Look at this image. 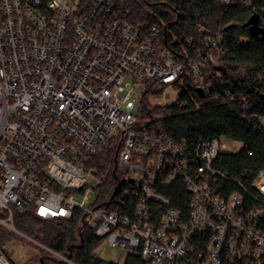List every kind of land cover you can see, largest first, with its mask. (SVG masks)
Masks as SVG:
<instances>
[{"label": "built area", "instance_id": "built-area-1", "mask_svg": "<svg viewBox=\"0 0 264 264\" xmlns=\"http://www.w3.org/2000/svg\"><path fill=\"white\" fill-rule=\"evenodd\" d=\"M224 39L210 36L203 54L179 61L158 25L117 13L111 0H0V227L62 264L78 263L19 231L15 211L76 217L106 263L264 264V171L254 193L222 192L213 163L228 152L223 138L191 147L139 120L142 96L181 76L208 96ZM115 145L120 178L102 196L96 160ZM0 264H13L1 246Z\"/></svg>", "mask_w": 264, "mask_h": 264}, {"label": "trees", "instance_id": "trees-1", "mask_svg": "<svg viewBox=\"0 0 264 264\" xmlns=\"http://www.w3.org/2000/svg\"><path fill=\"white\" fill-rule=\"evenodd\" d=\"M111 1L117 13L130 9L131 18L141 25H158L164 45L179 61H194L205 52L210 36L224 34L223 46L215 54L219 73L209 77L212 87L208 96H201L194 79L181 76L175 84L179 89L176 103L150 106L146 96L159 92L149 89L140 101L139 120L148 130L165 133L177 141L185 140L191 147L212 138L241 143L236 152L220 153L213 167L225 175L218 182L222 192L241 191L243 186L254 193L252 183L264 171V0L229 8L217 0ZM253 17L257 18L258 31L252 30ZM197 25L207 32H199ZM117 150L116 145L110 146L96 160L104 178L102 196L112 195V188L120 178ZM181 199L175 197L173 205L179 206ZM14 225L28 237L78 264H112L94 254L100 241L76 217L43 220L15 211ZM16 238L0 227V246ZM43 257L40 256L41 260ZM124 264L144 263L130 256Z\"/></svg>", "mask_w": 264, "mask_h": 264}, {"label": "rangeland", "instance_id": "rangeland-1", "mask_svg": "<svg viewBox=\"0 0 264 264\" xmlns=\"http://www.w3.org/2000/svg\"><path fill=\"white\" fill-rule=\"evenodd\" d=\"M257 28V26H253ZM179 94V89L176 87H163L162 91L155 94H148L146 100L150 106H166L175 104ZM264 124V121H263ZM225 144V150L230 152H236L242 144L239 142L230 141L223 138L222 141ZM80 201L81 197L77 196ZM3 254L13 264H59L57 260L51 255V253L45 252L42 247L37 245L34 241L17 237L12 242L1 245ZM43 255L41 260L40 255ZM100 256H104L107 260H114L110 255V251L106 246L100 248Z\"/></svg>", "mask_w": 264, "mask_h": 264}, {"label": "water", "instance_id": "water-1", "mask_svg": "<svg viewBox=\"0 0 264 264\" xmlns=\"http://www.w3.org/2000/svg\"><path fill=\"white\" fill-rule=\"evenodd\" d=\"M250 23H252L253 24V26L255 25V26H257V18L256 17H253L251 20H250ZM252 30L253 31H258V29L256 28H253L252 27ZM263 33H264V29H263ZM221 71H223V69L222 68H219ZM200 94H201V96L203 97V94L200 92Z\"/></svg>", "mask_w": 264, "mask_h": 264}, {"label": "crops", "instance_id": "crops-1", "mask_svg": "<svg viewBox=\"0 0 264 264\" xmlns=\"http://www.w3.org/2000/svg\"><path fill=\"white\" fill-rule=\"evenodd\" d=\"M264 120H262V122H263Z\"/></svg>", "mask_w": 264, "mask_h": 264}]
</instances>
